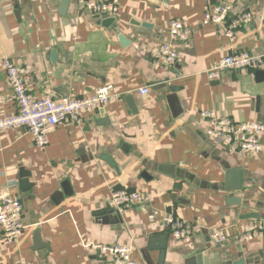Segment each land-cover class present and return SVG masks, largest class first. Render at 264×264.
I'll return each instance as SVG.
<instances>
[{
	"label": "crops",
	"instance_id": "1",
	"mask_svg": "<svg viewBox=\"0 0 264 264\" xmlns=\"http://www.w3.org/2000/svg\"><path fill=\"white\" fill-rule=\"evenodd\" d=\"M79 1L0 0V57L24 70L32 97L80 98L104 84L121 96L60 123L44 150L24 129L0 131V189L20 200L25 227L17 246L0 244V264H114L91 245L130 246L143 264H264V138L255 157L231 154L206 136L198 113L264 124V81L256 71L206 76L224 56L264 55V0H121L110 18L85 12ZM220 4L232 6L224 25L200 26ZM244 15L247 22L229 28ZM170 20L185 23L187 42L170 39ZM161 43L178 55L164 70L151 57ZM142 87L147 95L135 92ZM172 94L181 109L175 118ZM15 112L0 72V118ZM164 165L175 166V177L159 171ZM117 190L148 202L116 212L106 200ZM165 216L200 231L175 239ZM245 222L263 226L254 242L232 236L210 244L209 230Z\"/></svg>",
	"mask_w": 264,
	"mask_h": 264
},
{
	"label": "built area",
	"instance_id": "2",
	"mask_svg": "<svg viewBox=\"0 0 264 264\" xmlns=\"http://www.w3.org/2000/svg\"><path fill=\"white\" fill-rule=\"evenodd\" d=\"M120 4L121 0L79 1L82 10L100 18H110L116 15ZM231 11L232 6L229 4L212 6L202 16L200 26H223ZM80 18L76 17L72 24L71 37L73 40L78 39ZM249 18V15L241 16L229 28L234 29L241 23L247 22ZM167 33L171 40L182 42H187L191 35L188 27L180 20H170ZM224 35L230 40L234 38L231 30H226ZM151 57L156 66L164 70L174 64L178 55L172 45L161 43L151 49ZM262 69H264V55L257 56L241 51L221 58L206 71V76L210 81H217L225 71ZM0 72L4 75L5 83L16 107L14 114L0 118V131L24 129L39 150L47 147L48 136L60 123L68 119L78 121L83 114L103 109L121 98L110 84H104L91 94L80 98L67 96L59 99L35 98L29 94L24 70L18 64L7 57H0ZM135 92L141 96L147 95L149 87L138 88ZM198 113L207 124L206 136L221 144L229 153H244L255 157L262 152L263 123H236L229 117L219 116L212 110H201ZM106 201L110 209L122 212L132 206L148 202V198L141 193L117 190L111 192ZM163 223L175 239H182L200 231L199 227L171 216H165ZM24 229L20 200L7 189H0V244L17 246L22 239ZM262 229L261 223L245 222L219 229L213 228L208 231L207 236L210 244L215 246L227 243L232 236L240 244H246L254 242L260 236ZM91 248L111 258L114 264H143L133 258L130 246L91 245ZM16 264L33 263L20 258Z\"/></svg>",
	"mask_w": 264,
	"mask_h": 264
},
{
	"label": "water",
	"instance_id": "3",
	"mask_svg": "<svg viewBox=\"0 0 264 264\" xmlns=\"http://www.w3.org/2000/svg\"><path fill=\"white\" fill-rule=\"evenodd\" d=\"M109 22H112V20H109ZM144 27V26H143ZM255 78L257 81H264V70H257L255 72ZM168 102L173 105V110H172V116L175 118L181 113L180 106L177 104V98L175 95H169L167 98ZM159 171L171 178L175 177L176 171H175V166L173 165H164V166H159Z\"/></svg>",
	"mask_w": 264,
	"mask_h": 264
}]
</instances>
